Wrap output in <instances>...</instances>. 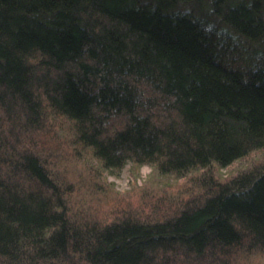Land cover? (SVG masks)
Instances as JSON below:
<instances>
[{
    "label": "trees",
    "instance_id": "16d2710c",
    "mask_svg": "<svg viewBox=\"0 0 264 264\" xmlns=\"http://www.w3.org/2000/svg\"><path fill=\"white\" fill-rule=\"evenodd\" d=\"M243 35L264 53V0H0V264H257L264 66ZM49 132L111 174L199 171L195 194L98 218ZM251 144L262 158L219 179L211 160Z\"/></svg>",
    "mask_w": 264,
    "mask_h": 264
},
{
    "label": "rangeland",
    "instance_id": "374dc122",
    "mask_svg": "<svg viewBox=\"0 0 264 264\" xmlns=\"http://www.w3.org/2000/svg\"><path fill=\"white\" fill-rule=\"evenodd\" d=\"M237 40L244 54L257 65L264 66V53L255 41L245 35ZM46 139L57 151L52 149L51 152L53 166L68 179L73 189V204L84 207L98 218H112L129 209L143 210L145 216L147 213L157 217L168 215L195 194L200 179L199 171L176 176L161 173L153 165L137 162H127L118 174H111L87 151L73 149L64 135L55 137L49 132ZM253 146L251 144L225 160L213 158L211 164L217 177L229 179L260 160L263 152ZM257 261V264H264V256Z\"/></svg>",
    "mask_w": 264,
    "mask_h": 264
}]
</instances>
